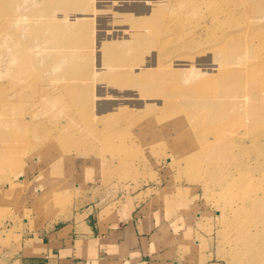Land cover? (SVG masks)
Wrapping results in <instances>:
<instances>
[{"label": "rangeland", "instance_id": "374dc122", "mask_svg": "<svg viewBox=\"0 0 264 264\" xmlns=\"http://www.w3.org/2000/svg\"><path fill=\"white\" fill-rule=\"evenodd\" d=\"M135 204L264 264V0H0V251Z\"/></svg>", "mask_w": 264, "mask_h": 264}, {"label": "crops", "instance_id": "0c3cea01", "mask_svg": "<svg viewBox=\"0 0 264 264\" xmlns=\"http://www.w3.org/2000/svg\"><path fill=\"white\" fill-rule=\"evenodd\" d=\"M135 206L109 214L89 206L62 225L5 247L0 264H196L161 246L154 220Z\"/></svg>", "mask_w": 264, "mask_h": 264}]
</instances>
